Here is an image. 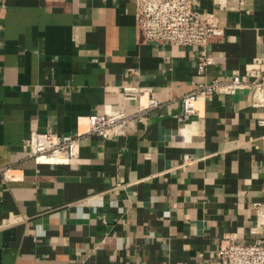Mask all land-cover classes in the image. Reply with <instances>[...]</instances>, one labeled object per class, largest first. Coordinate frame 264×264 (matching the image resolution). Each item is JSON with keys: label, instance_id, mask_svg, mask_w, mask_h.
<instances>
[{"label": "crops", "instance_id": "crops-1", "mask_svg": "<svg viewBox=\"0 0 264 264\" xmlns=\"http://www.w3.org/2000/svg\"><path fill=\"white\" fill-rule=\"evenodd\" d=\"M193 3L222 31L202 75V48L139 40L135 0H0V264H217L221 247L262 236L264 95L200 93L193 115L181 98L247 81L264 0ZM150 100L125 136L87 133L89 116ZM45 131L83 134L78 158H29L26 140Z\"/></svg>", "mask_w": 264, "mask_h": 264}, {"label": "built area", "instance_id": "built-area-1", "mask_svg": "<svg viewBox=\"0 0 264 264\" xmlns=\"http://www.w3.org/2000/svg\"><path fill=\"white\" fill-rule=\"evenodd\" d=\"M135 20L139 40L172 46H196L202 48L197 59V73L204 74L212 64L206 55L209 43L222 35L218 24L212 19L201 16L194 8L193 0H135ZM247 81L234 74L229 81L212 79L182 96L181 105L185 115L196 112L195 104L200 93L234 94L237 90L248 89L255 96L264 95V54L252 60L243 72ZM147 93L145 89L123 88L124 100H137ZM262 104V103H261ZM255 104V105H261ZM157 105L150 100L144 108L132 116L124 111L105 110L102 115L87 118V133L103 140L125 136L133 122H136L146 107ZM83 134L57 135L50 131L32 132L25 142L29 158L40 164L54 163L66 165L78 158V142ZM256 231L264 228V202L253 205ZM217 264H264V232L251 244L230 242L217 251Z\"/></svg>", "mask_w": 264, "mask_h": 264}]
</instances>
